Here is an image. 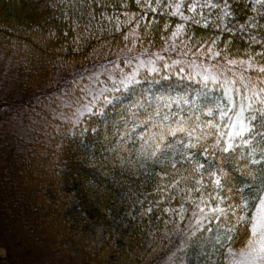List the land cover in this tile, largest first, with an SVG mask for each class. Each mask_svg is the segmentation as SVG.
<instances>
[{
	"label": "trees",
	"instance_id": "1",
	"mask_svg": "<svg viewBox=\"0 0 264 264\" xmlns=\"http://www.w3.org/2000/svg\"><path fill=\"white\" fill-rule=\"evenodd\" d=\"M104 2L107 8L95 0H0V75L8 76L0 87V249L5 251L0 264H226L228 249L213 248L207 239L211 233L203 234L204 247L181 251L180 229L187 233V221L180 225L179 217L164 209L178 212L184 203L189 209L186 215H191L186 189L196 186L200 178L197 162L206 163L202 148L211 149L216 139L208 124L218 126L221 133L231 131L227 125L239 112L241 97L237 95L233 111L221 116L227 103L223 92L210 82L205 86L197 75L211 70L215 62L194 53H203L208 39L216 36L221 48L228 41L235 45L229 50L233 58L246 59V49L264 51L250 40H264V27H251L253 22L264 25V17L250 10L251 0H228L235 19L227 18V22L235 39L227 30L193 25L190 50L181 44L187 37H181L176 50L163 51L172 43L161 39L163 18L156 17L159 30L155 25L144 27L154 16L150 14L141 27L136 28L133 21L116 31L115 20L106 17L119 15L124 21L123 12L138 13L139 9L134 0H126L128 9L118 0ZM214 2L223 4V0ZM204 11L210 25L223 14L220 9ZM172 21L174 29L178 18ZM133 28L135 35L125 41L123 35ZM200 38L206 43L197 49L193 45ZM155 54L165 58L157 61L158 72L141 67L138 84L127 91L119 86L122 74L132 73L139 60L155 59ZM174 60L181 64L163 67ZM101 90H105L102 96ZM168 96L186 98L184 106L170 113L173 122H185L186 136L172 141L174 146L153 160L130 164L115 147L118 128L136 115L140 129L134 140L142 143L150 127L148 114H154L153 100ZM105 98L112 103H104ZM86 105L91 112L84 111ZM78 109L83 115L76 122ZM252 115L259 116L243 113ZM245 123L255 128L251 135L236 139L241 146L231 154L215 151L209 160L218 165L224 155L226 169L239 168L245 174L251 169L256 175L260 165H251L248 158L255 148L260 159L264 129L260 119ZM189 143L196 147L186 148ZM85 166L98 175L97 197L92 202L84 185L91 182ZM241 172L233 175L239 177ZM202 185L208 191L214 187L208 171ZM197 196L191 193L192 198ZM173 220L179 227L173 226ZM242 246L241 237L233 250Z\"/></svg>",
	"mask_w": 264,
	"mask_h": 264
},
{
	"label": "snow or ice",
	"instance_id": "2",
	"mask_svg": "<svg viewBox=\"0 0 264 264\" xmlns=\"http://www.w3.org/2000/svg\"><path fill=\"white\" fill-rule=\"evenodd\" d=\"M95 2L100 4L101 8L108 7L104 0H95ZM118 2L122 4L124 9H128L129 4L126 0H118ZM235 2H238V0H235ZM134 3L139 12L132 14H129L128 11L123 12L122 14L126 18L124 21L120 20L119 15L106 18L115 20L114 27L116 31H121L122 27L131 24L133 21L136 22V28H139L141 27V21L145 20L150 14H154V16L149 24H145L144 27L150 29L152 25H155L156 29L159 30L160 20L156 17L163 18L161 39L165 43L169 40L172 41L169 48H164L163 51H169L170 48L176 50V41L181 37H187V39L181 40V44L185 49H189L194 35L190 30V26L193 25L202 28L211 26L221 31L227 30L235 39V33L232 28L228 27L227 22V18L235 19L228 0H223V4L214 2V0H134ZM245 7L247 8L249 5L246 4ZM205 9H220L223 14L217 17L218 22L210 25ZM260 9H264V0H251L250 10L264 17V11H260ZM101 14L103 15V13ZM208 14L212 13L209 12ZM137 16L139 19H137ZM173 17L178 18V22H174V29L172 27ZM250 19L255 21L254 17ZM221 24H223V29H221ZM258 26L264 27V25H258V22L251 24L252 28ZM245 27L243 24L240 25L241 30H244ZM136 28H133L130 33L124 34L123 39L129 41V37L135 35ZM169 32L170 35H166ZM250 40L251 43L259 44L264 49V40H256L255 37H250ZM205 43L204 39L200 38L193 47L198 49ZM207 45L203 53L197 51L194 54L197 58L203 55L205 59H210L215 63L211 65V70L204 69L202 73H197V75L201 76V82L205 86L210 82L214 86H218L223 92V99L227 103L224 109L221 110L222 117L227 116L228 112L233 111L236 107L235 97L237 95L241 97L239 112L235 113V121L227 125L231 131L221 133L218 126L211 124V122L208 124L210 129L215 130L216 139L211 149L207 146L202 148V153H207L204 156L206 163L197 162L195 170L199 172L200 178L196 180V186L186 189V193L190 197L189 202L192 204L191 215H186L189 209L185 208L184 203L180 204L178 212L175 209L167 208L164 211L175 213L179 217L180 225L187 221V233L184 232L183 228L180 229L184 245L180 248L181 251H184L185 248L197 251L198 247H204L201 241L205 239L203 234L207 232L212 234L207 239L211 241L213 248L219 250V248L227 247L228 264H264V149L260 152V159H256L255 148H252L248 158L251 165H260L259 172L256 175L252 174L251 169L247 174L241 172L239 168L226 169L225 165L228 164V160L224 155H221L218 165H214L209 160V156L213 155L215 151H219L221 154L235 152L241 146L236 143V139L238 137L243 139L245 133L249 135L253 133L255 125L249 126L245 123V120L255 121L260 119V128L264 129V51L255 52L253 50L249 52L246 49L244 52L246 59L233 58L229 54L230 48L235 46L231 41L225 43L224 47L221 48L219 37L216 36L210 37ZM239 51L240 49L237 47V53ZM164 59L163 56L155 54V59L139 60L137 68L132 73L122 74L119 86L125 91L129 90L131 86L140 82L137 79L139 68L147 67L148 71L156 73L160 70L156 66L157 61H163ZM127 62L131 63V61ZM178 64H181V61L174 60L172 64L164 63L163 67L172 68ZM190 64L197 66L195 61H190ZM179 71L183 72L184 68L180 67ZM229 73H231L230 76ZM247 73H254L255 75H247ZM120 87H114V90L119 91ZM104 91L101 90L99 95L102 96ZM104 103L110 104L112 101L105 98ZM246 110L258 113L259 116L244 117L243 113ZM84 111L91 112L92 108L86 105ZM82 115L83 112L78 109L76 122H79V117ZM184 123V121L179 122L174 129L169 127V134L175 136L177 132L185 131ZM211 134L209 133V135ZM188 135L191 137V132ZM260 135L264 139V133H260ZM224 136H227V140H224ZM160 139L163 140V136ZM243 143L251 146L249 140H243ZM185 147L191 149L196 145L189 143ZM212 167H215L216 171H210ZM204 171H208L211 183L214 185L212 191H208L202 185ZM234 172H241V175L237 177L233 175ZM193 192L197 193L198 196L192 198L191 193ZM147 211L151 212L152 209L148 208ZM172 223L174 227H179L175 220ZM241 237L243 246L238 250H233V245ZM203 255L209 256V253L204 252ZM206 264H210V261H206Z\"/></svg>",
	"mask_w": 264,
	"mask_h": 264
},
{
	"label": "rangeland",
	"instance_id": "3",
	"mask_svg": "<svg viewBox=\"0 0 264 264\" xmlns=\"http://www.w3.org/2000/svg\"><path fill=\"white\" fill-rule=\"evenodd\" d=\"M8 76L1 72L0 87L7 81ZM185 104V98L177 96H168L166 98L154 99L152 108L154 114H148L149 130L147 136L143 137V142L138 144L136 148H130L131 144H136L134 140L135 134L140 129V121L136 115H131L128 120L122 122L116 133L115 147L119 148L122 158L126 159L130 164H135L137 161L150 159L153 160L158 154L168 150L174 146L172 141L179 142L182 135L186 136V129L183 132H177L175 136L169 134L168 129L176 128L179 122H173L170 118V113L173 107H180ZM167 117V119H165ZM157 120V121H154ZM185 128V126L183 125ZM163 136V140L160 137ZM154 153V155H153ZM85 174L91 179V184L84 182L85 188L90 193L89 202H92L97 197L98 175L87 166L83 167ZM4 250L0 249V258L4 257ZM229 256H227L228 264Z\"/></svg>",
	"mask_w": 264,
	"mask_h": 264
}]
</instances>
